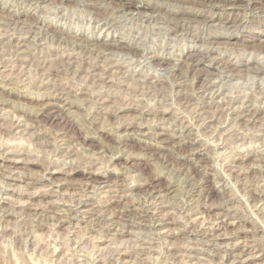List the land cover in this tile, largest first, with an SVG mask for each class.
I'll use <instances>...</instances> for the list:
<instances>
[{"label":"rangeland","instance_id":"rangeland-1","mask_svg":"<svg viewBox=\"0 0 264 264\" xmlns=\"http://www.w3.org/2000/svg\"><path fill=\"white\" fill-rule=\"evenodd\" d=\"M221 2L0 0V264H264V0Z\"/></svg>","mask_w":264,"mask_h":264},{"label":"bare ground","instance_id":"bare-ground-1","mask_svg":"<svg viewBox=\"0 0 264 264\" xmlns=\"http://www.w3.org/2000/svg\"><path fill=\"white\" fill-rule=\"evenodd\" d=\"M136 1L137 0H120V4H121V6H122V8H124V9H129V8H134L135 10H140V7H138V5H137V3H136ZM212 1V0H211ZM236 1H238V0H222V2H223V4L225 5V6H232L233 8H234V3L236 2ZM222 2H221V4H222ZM147 5V6H146ZM211 6V8H214V7H216L215 5H209V7ZM143 7H150V6H148V4H144L143 5ZM217 7H222V6H217ZM231 7V8H232ZM230 8V7H229ZM205 11V10H204ZM143 12H146V11H143ZM178 15V14H177ZM179 15H184V16H190V17H205L204 15H202V14H194V13H192V12H181V13H179ZM190 20V19H189ZM57 32V31H56ZM223 37V35L221 34V33H217V35H215V36H213L212 37V40L215 42V44L217 43V40H219L220 38H222ZM211 39V38H210ZM84 42V41H83ZM76 43V42H75ZM80 43V42H79ZM89 46V45H91L90 44V42L89 41H85L84 42V46ZM94 45V44H93ZM100 45V44H99ZM99 45H97L96 44V47H98ZM87 46V47H88ZM101 47V46H100ZM124 48V47H123ZM122 48V49H123ZM97 49V48H96ZM121 49V50H122ZM126 49H128V48H126ZM130 50V49H129ZM132 52H133V50H132ZM130 53V52H129ZM135 53V52H134ZM136 54H138V53H135V55ZM179 76V75H178ZM52 97H48L46 100H41V104H39L38 105V108L41 110V113L39 114V115H36V118H38V116H43V115H48L49 114V117L50 118H54L53 117V114L55 113L54 112V108H55V104L54 103H52ZM39 101V100H38ZM128 111V110H127ZM163 113V112H162ZM34 119H35V117H34ZM181 124V123H180ZM131 127V126H130ZM80 130V129H79ZM128 130H130L129 128H127V126L126 127H124L123 128V131H128ZM77 131V130H76ZM104 133V132H103ZM78 137L77 138H80L81 139V141L83 140L84 142H87L88 140H91V139H89V137H87L86 136V134H83V133H81V132H78ZM79 140V139H78ZM80 141V140H79ZM82 141V142H83ZM84 144V143H83ZM148 150H152V148L151 147H148ZM262 165V164H261ZM78 169V168H77ZM87 174H90L91 172H86ZM94 174V173H93ZM151 174V173H150ZM95 176V175H94ZM104 176V175H103ZM87 177H89V176H87ZM92 177V176H91ZM102 178H105V177H102ZM96 179V178H95ZM88 180L90 181H95V180H93L92 178H88ZM97 180V179H96ZM148 180H149V183L148 184H146L148 187H151V186H153L154 184H155V182L158 180V178L156 177V176H153V175H150L149 177H148ZM147 180V181H148ZM99 181V180H98ZM97 181V182H98ZM146 183V182H145ZM192 185V184H191ZM211 203V202H210ZM209 206V205H208ZM168 224V223H167ZM170 224H172L171 222H169V225ZM168 226V225H167ZM241 264V263H240Z\"/></svg>","mask_w":264,"mask_h":264}]
</instances>
